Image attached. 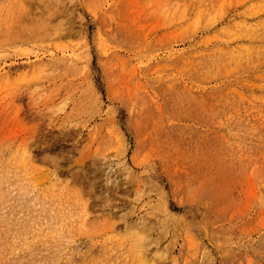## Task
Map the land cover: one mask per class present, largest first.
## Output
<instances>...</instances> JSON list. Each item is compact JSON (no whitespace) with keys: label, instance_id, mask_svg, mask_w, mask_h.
Segmentation results:
<instances>
[{"label":"rangeland","instance_id":"1","mask_svg":"<svg viewBox=\"0 0 264 264\" xmlns=\"http://www.w3.org/2000/svg\"><path fill=\"white\" fill-rule=\"evenodd\" d=\"M0 264H264V0H0Z\"/></svg>","mask_w":264,"mask_h":264},{"label":"bare ground","instance_id":"2","mask_svg":"<svg viewBox=\"0 0 264 264\" xmlns=\"http://www.w3.org/2000/svg\"><path fill=\"white\" fill-rule=\"evenodd\" d=\"M30 222H31V221H30ZM27 229H28V228H27ZM46 231H47V230H46ZM47 235H48V234H47ZM36 237H37V236H36ZM37 238H38V237H37ZM33 241H34V240H33ZM38 242H39V241H38ZM29 258H30V257H29ZM23 260H24V259H23ZM25 260H27V259H25ZM25 260H24V261H25Z\"/></svg>","mask_w":264,"mask_h":264}]
</instances>
